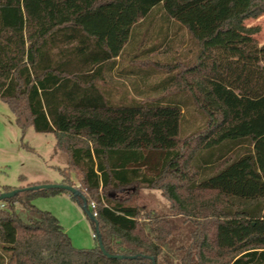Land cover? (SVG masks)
<instances>
[{
  "label": "trees",
  "instance_id": "trees-1",
  "mask_svg": "<svg viewBox=\"0 0 264 264\" xmlns=\"http://www.w3.org/2000/svg\"><path fill=\"white\" fill-rule=\"evenodd\" d=\"M156 9L199 45L182 82L152 85L190 93L205 113L186 138L178 93L116 103L97 83ZM263 14L264 0H0V99L24 132L54 133L55 151L69 156L62 183L95 203L106 251L127 256L108 257L97 236L96 247L76 248L57 216L32 202L70 192L29 183L0 191L20 189L0 200V264H264V45L246 23ZM142 188L171 203L172 215L149 212L151 234L144 208L118 196ZM171 216L194 225L176 262L164 254Z\"/></svg>",
  "mask_w": 264,
  "mask_h": 264
},
{
  "label": "rangeland",
  "instance_id": "rangeland-1",
  "mask_svg": "<svg viewBox=\"0 0 264 264\" xmlns=\"http://www.w3.org/2000/svg\"><path fill=\"white\" fill-rule=\"evenodd\" d=\"M246 23L259 28L256 39L264 45V14L248 19ZM198 54L199 45L188 30L167 18L162 10L156 9L135 26L131 40L117 60L116 71L106 73L105 78L97 80V83L116 103L153 101L178 93L177 97L184 98L181 138H186L205 126V113L198 110L190 93L179 92L178 87L155 92L152 85L176 75L182 82L179 73L192 65ZM55 144L52 132H38L33 126L24 132L17 125L8 104L0 99V191L4 186L19 188L29 183L44 184L48 180L62 183L64 176L61 169L69 167L68 154L56 152ZM72 177L77 181L74 173ZM118 196L129 204L144 208L141 221L150 234V229L154 227V222L149 220L151 210L161 215H172L171 203L160 189H131L119 192ZM73 201L68 194H57L37 196L32 202L59 218L76 248H94L97 239L93 221L85 209ZM16 207L21 211L20 204ZM170 221L174 224V231L163 242L164 254L176 262L179 257L177 249L189 244L188 233L194 225L183 216H171ZM164 259L163 255L159 258L162 263Z\"/></svg>",
  "mask_w": 264,
  "mask_h": 264
},
{
  "label": "water",
  "instance_id": "water-1",
  "mask_svg": "<svg viewBox=\"0 0 264 264\" xmlns=\"http://www.w3.org/2000/svg\"><path fill=\"white\" fill-rule=\"evenodd\" d=\"M31 189H52V188H59V189H64L69 191L70 193H72L75 196H79L84 200V206L83 208L85 209L86 213L89 215V217L92 219L94 225H95V232H96V236L98 238V242H99V246L101 248V250L108 256L111 258H125L127 256L124 255H114V254H110L109 252L106 251L101 235H100V231H99V225L96 219V215H94V213L91 211L88 201L86 199V197L84 196V194L80 191V189L77 186H72V185H67V184H63V183H44L41 185H35V186H31L29 187ZM20 189H14L13 191H9V192H3L0 194V200L6 199V198H10L12 196H14L15 194H17L19 192ZM155 264V263H153Z\"/></svg>",
  "mask_w": 264,
  "mask_h": 264
},
{
  "label": "crops",
  "instance_id": "crops-1",
  "mask_svg": "<svg viewBox=\"0 0 264 264\" xmlns=\"http://www.w3.org/2000/svg\"><path fill=\"white\" fill-rule=\"evenodd\" d=\"M118 58L119 57H117L116 58V60H118ZM117 68V64L116 65H114V66H109V63L108 64H104L103 65V68H102V71H101V74L99 75V77H98V80L99 79H103V78H105V74L106 73H112V72H114V71H116L115 69ZM99 86V85H98ZM99 88H101L100 86H99ZM108 96V95H107ZM113 101V100H112ZM114 102V101H113ZM67 161H68V164H69V158H68V156H67ZM67 164V165H68ZM63 182V181H62ZM44 183H54L52 180L51 181H46V182H44ZM59 194H62V195H66V194H68V196H70L72 199H73V197H72V195L70 194V193H67V192H61V193H59ZM57 195V194H56ZM74 200V199H73ZM73 202H75V204H76V202L77 201H73ZM77 204H79L78 202H77ZM55 215V214H54ZM56 216V215H55ZM58 218V217H57ZM59 219V218H58ZM61 222V221H60ZM62 224V223H61ZM62 226H63V224H62ZM64 227V226H63ZM64 229H65V227H64ZM65 231H66V229H65ZM67 232V231H66ZM68 234V233H67ZM69 235V234H68ZM70 236V235H69Z\"/></svg>",
  "mask_w": 264,
  "mask_h": 264
},
{
  "label": "built area",
  "instance_id": "built-area-1",
  "mask_svg": "<svg viewBox=\"0 0 264 264\" xmlns=\"http://www.w3.org/2000/svg\"><path fill=\"white\" fill-rule=\"evenodd\" d=\"M89 207H90V209H93L94 207H95V203H91V204H89ZM97 213L96 212H94V215H96ZM94 236L96 237V233L94 234Z\"/></svg>",
  "mask_w": 264,
  "mask_h": 264
}]
</instances>
